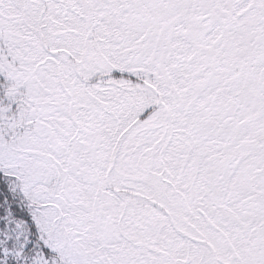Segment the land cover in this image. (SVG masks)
<instances>
[{
    "label": "snow or ice",
    "instance_id": "obj_1",
    "mask_svg": "<svg viewBox=\"0 0 264 264\" xmlns=\"http://www.w3.org/2000/svg\"><path fill=\"white\" fill-rule=\"evenodd\" d=\"M0 264H264V0H0Z\"/></svg>",
    "mask_w": 264,
    "mask_h": 264
}]
</instances>
